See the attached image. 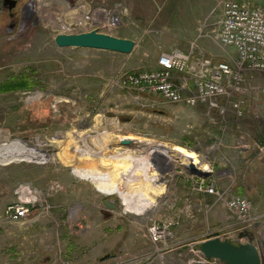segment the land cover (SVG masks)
<instances>
[{
    "label": "rangeland",
    "instance_id": "obj_1",
    "mask_svg": "<svg viewBox=\"0 0 264 264\" xmlns=\"http://www.w3.org/2000/svg\"><path fill=\"white\" fill-rule=\"evenodd\" d=\"M14 1L8 10L0 0V90L21 79L29 86L0 91V264H187L200 259L196 247L208 238L247 243L224 203L197 187L214 183L220 193L239 195L241 169L223 165L224 140L264 138V97L250 90L264 86V74L245 79L240 119L232 110L222 118L204 106L167 104L116 84L126 73L152 70L161 53L188 51L200 33L211 35L224 0ZM236 1L264 7V0ZM92 30L132 40L135 48L123 55L54 44L56 35ZM210 35L199 47L223 57ZM122 139L133 143L122 146ZM155 147L190 151L197 167L207 169L192 173L182 155L170 151L166 160L150 154ZM117 150L136 160L123 161L128 170L157 176L151 187L158 192H147L153 206L141 215L126 212L118 198L116 210L106 208V196L74 174L88 165L112 171L99 161ZM258 171L251 193L260 198L246 196L260 224L250 230L257 243L264 242V157ZM23 184L48 192L49 209L10 222L4 212ZM121 188L133 205L146 193ZM153 227L167 237L155 240Z\"/></svg>",
    "mask_w": 264,
    "mask_h": 264
},
{
    "label": "built area",
    "instance_id": "obj_2",
    "mask_svg": "<svg viewBox=\"0 0 264 264\" xmlns=\"http://www.w3.org/2000/svg\"><path fill=\"white\" fill-rule=\"evenodd\" d=\"M219 8V20L211 35L200 33L202 36L190 42L188 51L173 49L161 53L152 70L126 73L118 79L117 86L167 104L204 106L222 118L232 110L237 118H242L243 101L239 97L247 90L244 81L250 74H264V7L224 0ZM209 35L225 50L223 57L207 55L199 47L197 41ZM250 90L255 96L264 97V86ZM197 191L222 201L239 220L241 231L250 232L256 226V218L251 216L252 204L246 197L231 194L228 189L220 193L214 183L201 182ZM16 195L4 212L10 222H24L35 211L49 209L48 192L23 184ZM163 230L153 227L151 236L155 240L167 237ZM211 261L201 256L196 262L211 264Z\"/></svg>",
    "mask_w": 264,
    "mask_h": 264
},
{
    "label": "water",
    "instance_id": "obj_3",
    "mask_svg": "<svg viewBox=\"0 0 264 264\" xmlns=\"http://www.w3.org/2000/svg\"><path fill=\"white\" fill-rule=\"evenodd\" d=\"M6 1L11 2L10 8H13L16 4L14 0ZM54 44L60 49H90L123 55L131 54L135 48V43L132 40L104 34L98 30L79 34H59L55 36ZM132 143L130 139H122L120 141V144L126 147H129ZM187 169L195 174H203V171L192 162H189ZM117 198L120 199L119 196H106V199L103 200V205L108 209L116 208L117 204H113V201L115 202ZM121 205L123 206V204ZM242 237H247L248 242L239 243L230 239L208 238L197 245L196 251L206 261L217 260L221 264H264V242L260 241L257 243L252 232L240 234L239 238ZM187 264L204 263L190 262Z\"/></svg>",
    "mask_w": 264,
    "mask_h": 264
},
{
    "label": "bare ground",
    "instance_id": "obj_4",
    "mask_svg": "<svg viewBox=\"0 0 264 264\" xmlns=\"http://www.w3.org/2000/svg\"><path fill=\"white\" fill-rule=\"evenodd\" d=\"M170 151H176L178 154L182 155L183 157L182 160H185V162L186 160H188L189 162H192L196 166H198L200 163L198 162L197 157L193 153L178 147L174 149H165V148L161 149L159 147H155L153 148V150H151L150 154L156 157H162V158L164 157V159L167 160L170 157L169 156ZM116 152L117 153H115V155L105 159H101L99 161L101 167H104L106 169H112V171L106 172V171L98 170L96 168L97 166L94 168V166L88 165L86 167L76 168L75 170L73 169L74 174L80 179L92 183L95 189L102 195L119 196L126 212L135 215H141L148 209L152 208L153 206L151 197L148 196L147 192L149 190H154L151 186L153 183L158 181L157 176H154L148 173L147 171L140 172L137 169L128 170L125 164H128L132 160L131 165H133V163L136 160L132 159L129 153H128L129 155H124V154H120L118 150ZM123 161L125 162L128 161V163H124ZM181 164L184 165L183 162H181ZM200 169L203 171L206 170L207 167L202 165V167L200 166ZM117 176L119 179H117ZM121 184H126L131 188L133 187L134 189L137 190L140 189L141 191H146V193L145 192L140 193L141 202L138 205H133L131 203V199H130L131 194L123 190L121 188ZM149 185L150 187H148ZM154 192L157 193L158 191L154 190Z\"/></svg>",
    "mask_w": 264,
    "mask_h": 264
},
{
    "label": "crops",
    "instance_id": "obj_5",
    "mask_svg": "<svg viewBox=\"0 0 264 264\" xmlns=\"http://www.w3.org/2000/svg\"><path fill=\"white\" fill-rule=\"evenodd\" d=\"M251 6L257 7L254 5ZM263 148L264 138H225L224 140L223 157L227 163L223 165L231 168L232 164H236L241 169L239 172L241 181L238 182V186L235 188L240 196H248L254 200L260 198L257 194L253 196L251 191L256 192L258 190V170L263 164ZM229 177L230 182H233V177ZM259 228L260 224L258 223L254 230L258 231Z\"/></svg>",
    "mask_w": 264,
    "mask_h": 264
},
{
    "label": "trees",
    "instance_id": "obj_6",
    "mask_svg": "<svg viewBox=\"0 0 264 264\" xmlns=\"http://www.w3.org/2000/svg\"><path fill=\"white\" fill-rule=\"evenodd\" d=\"M19 82L15 85H12L10 84L9 86H4L3 88H1L0 91H8L10 89H17V88H23V89H26L28 86H29V81L26 80V79H21V80H18Z\"/></svg>",
    "mask_w": 264,
    "mask_h": 264
},
{
    "label": "flooded vegetation",
    "instance_id": "obj_7",
    "mask_svg": "<svg viewBox=\"0 0 264 264\" xmlns=\"http://www.w3.org/2000/svg\"><path fill=\"white\" fill-rule=\"evenodd\" d=\"M16 4H17V2H16ZM16 4H15V6H16ZM3 6H5L8 10H13V9L15 8V6H14L13 8H10V6H11V2H8V1H6V2L3 4ZM27 11H28V8L25 9V12H27ZM25 15H27V14H25ZM113 204L116 205V202L113 201ZM116 206H117V205H116ZM116 209H117V207H116V208H112L111 210H116Z\"/></svg>",
    "mask_w": 264,
    "mask_h": 264
}]
</instances>
